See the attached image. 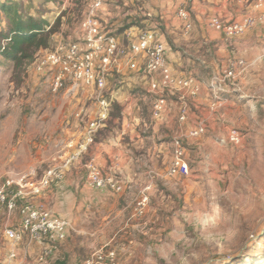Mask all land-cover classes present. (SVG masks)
Masks as SVG:
<instances>
[{"label": "rangeland", "instance_id": "rangeland-1", "mask_svg": "<svg viewBox=\"0 0 264 264\" xmlns=\"http://www.w3.org/2000/svg\"><path fill=\"white\" fill-rule=\"evenodd\" d=\"M21 1L27 12L44 15L53 33L47 48L33 51L20 65L0 55V185L31 169L40 178L55 167L63 173L62 180H54L27 200L68 220L69 227L64 240H47L40 248L24 237L16 245L18 264H85L88 260L93 264H264V169L260 165L249 176L241 164H219L187 182L165 171L147 182L151 188L142 214L134 208L143 188H131L117 172L104 174L123 182L119 192L88 186V162L82 168L83 178L71 183L65 177L72 165L64 166L70 151L66 125L73 95L53 92L52 73H36L34 65L78 28L90 0ZM197 1L205 3L201 11L191 7L193 1L181 0L192 23L188 32L177 16L179 4L164 0H107L106 14L99 12L97 18L102 29L118 36L124 47L129 28L162 33L176 54L199 64L192 74L196 78L209 79L233 61L245 59L247 43L264 44V36L255 35L264 23L233 38L207 25L213 14L237 19L252 13L253 0ZM4 24L0 16V27ZM124 88L131 90V86ZM19 222L17 211L8 215L0 205V264L9 246L4 227Z\"/></svg>", "mask_w": 264, "mask_h": 264}, {"label": "crops", "instance_id": "crops-1", "mask_svg": "<svg viewBox=\"0 0 264 264\" xmlns=\"http://www.w3.org/2000/svg\"><path fill=\"white\" fill-rule=\"evenodd\" d=\"M191 3L193 9L201 11L205 8L204 2L194 0ZM106 10L105 5L98 13L106 14L103 13ZM196 19L201 20L200 17ZM71 34L78 37V28ZM195 34L199 33L195 31ZM255 35L264 36V28L256 30ZM160 38L173 73H195L199 64L176 54L177 51L167 46L162 33ZM243 52L246 64L243 73L234 83L235 89L227 88V92L220 93L216 108L211 107V94L206 85L208 78L201 76L197 78L201 84L196 96L183 95L177 88L164 89L161 96L166 104L159 117L152 115V104L157 95L150 91L152 77L142 69L143 64L139 61L141 69L135 71L124 63L113 67L106 73L103 91L110 103L108 117L93 133V143L87 151L66 169L65 177L71 183L83 178L84 163L91 161L103 173L117 172L131 188L141 190L149 179L164 176L172 159L173 138L188 131L198 121L205 123L204 133L195 138L185 137L182 141L189 166V175L178 176L183 182L189 177L198 178L202 171L212 172L219 164H241L244 174L249 176L256 165L264 169V44L251 41ZM126 85L131 86L128 92H125ZM97 94L93 88L72 93L66 132L73 144L85 138L89 123L96 118ZM184 101L188 103V114L185 121H179V106ZM231 129L239 132V144L228 140ZM46 241L34 242V245L40 248L47 244Z\"/></svg>", "mask_w": 264, "mask_h": 264}, {"label": "built area", "instance_id": "built-area-1", "mask_svg": "<svg viewBox=\"0 0 264 264\" xmlns=\"http://www.w3.org/2000/svg\"><path fill=\"white\" fill-rule=\"evenodd\" d=\"M107 0H90V4L78 26V37L69 35L66 39L57 41L52 50L46 52L34 65L36 73L51 72L50 88L53 92L64 91L75 93L82 88L97 90L96 118L88 125L85 138L77 144L69 141V154L65 158L64 166L73 163L82 154L93 140V133L107 119L110 103L103 95L106 87V73L113 67L123 63L130 70L142 69L151 75L149 88L157 96L152 104L153 117H159L165 108V98L161 96L164 89L177 88L183 95L196 96L201 82L192 74H174L169 64L165 45L160 35L155 30H142L129 28L124 35L128 42L126 47L120 40L110 33L105 32L97 18V13L102 9ZM179 4L177 16L183 21L185 30L191 27V19L186 6L181 0H164ZM194 1V0H191ZM222 2L223 0H215ZM245 1V0H239ZM264 22V0H253L252 13L237 19H225L219 14L208 18L207 25L214 31L227 38L240 37ZM244 59L233 61L224 71L213 73L206 82L211 94V107L218 106L220 93L227 92V88L235 89V82L245 67ZM159 77V79H157ZM232 86V87H229ZM188 114V103L182 102L179 106L178 120L185 121ZM79 115V114H78ZM77 115V116H78ZM205 123L198 121L188 131L178 134L173 138V151L170 165L167 169L169 176H187L189 166L186 159L185 148L182 141L185 137H199L205 131ZM228 140L239 144L241 136L236 129H231ZM74 148V150H72ZM87 183L94 189H109L119 192L123 189V182L112 175H105L93 162L86 164ZM63 173L55 167L48 168L40 178H36L34 169L21 173L16 179H7L0 185V205L8 215L17 211L20 222L18 226L9 224L4 227V237L8 242V253L3 264H18L16 245L25 237L28 243L43 242L44 240L62 241L66 237L69 227L68 220L54 215L42 204L29 202L27 198L37 196L54 181L62 180ZM148 183L141 190L134 208L137 214H142L149 200ZM19 201L21 203L19 204ZM102 257L99 256L98 259ZM40 260L43 257L39 258ZM85 264H93L88 260ZM99 264H103L99 262ZM106 264V263H105Z\"/></svg>", "mask_w": 264, "mask_h": 264}, {"label": "trees", "instance_id": "trees-1", "mask_svg": "<svg viewBox=\"0 0 264 264\" xmlns=\"http://www.w3.org/2000/svg\"><path fill=\"white\" fill-rule=\"evenodd\" d=\"M0 55L17 66L33 51L47 48L53 25L41 13L27 12L21 0H0ZM45 241V240H44Z\"/></svg>", "mask_w": 264, "mask_h": 264}, {"label": "water", "instance_id": "water-1", "mask_svg": "<svg viewBox=\"0 0 264 264\" xmlns=\"http://www.w3.org/2000/svg\"><path fill=\"white\" fill-rule=\"evenodd\" d=\"M251 238H253V236H251Z\"/></svg>", "mask_w": 264, "mask_h": 264}]
</instances>
